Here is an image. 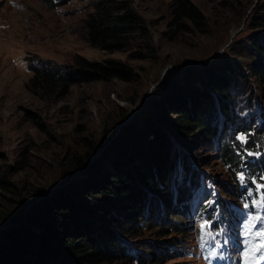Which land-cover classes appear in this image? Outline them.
Listing matches in <instances>:
<instances>
[{"label":"rangeland","instance_id":"1","mask_svg":"<svg viewBox=\"0 0 264 264\" xmlns=\"http://www.w3.org/2000/svg\"><path fill=\"white\" fill-rule=\"evenodd\" d=\"M187 1L206 17L203 28L186 24L188 29L180 32L171 13L174 0H0V216L10 211L29 212L49 191L90 181L93 175L103 174L101 167L112 171L114 142L122 126L140 113L141 104L167 73L211 64L223 57L239 63L231 56L232 43L243 44L261 32L249 24L257 4L262 5L263 14L256 16H264V0ZM115 4L136 14L142 28L131 36L125 49L109 52L91 43L90 22L99 7ZM82 60L121 62L132 72L133 80H79L66 92L51 90L35 79L36 69L47 65L56 71L76 69ZM243 73L247 84L239 88L250 87L255 104L248 101L249 94L241 96L243 92L237 89L231 124L223 119L219 123L223 131L213 142L207 140L191 152L181 149L185 164L198 173L199 181L187 202L185 233L158 236L154 230L143 237H125L132 256L139 252L138 256L145 258L148 255L142 247H151L158 240L166 243L165 251L152 264H245L249 242H259L255 233L264 230V171L258 175L254 169L263 150L249 151L252 144L245 133L230 141L235 154H242L236 176L220 156L232 128L243 124L246 130L251 126L264 129V89L245 67ZM90 146L96 153L81 169L69 174L71 157H82ZM176 165L174 175L179 182L182 166ZM181 176V183L186 180L188 188L190 178ZM233 186L235 193L230 196ZM214 212L213 220L209 215ZM120 216L127 218L124 213ZM249 225L251 237L246 231ZM262 250L254 253L249 264L264 256ZM117 264L135 263L123 259Z\"/></svg>","mask_w":264,"mask_h":264},{"label":"trees","instance_id":"2","mask_svg":"<svg viewBox=\"0 0 264 264\" xmlns=\"http://www.w3.org/2000/svg\"><path fill=\"white\" fill-rule=\"evenodd\" d=\"M255 8L256 14H263L262 5L257 4ZM171 9L180 32L188 29L186 24L196 28L206 25L204 14L187 0H174ZM256 14L249 26L261 32L250 36L243 44L239 39L232 43L234 46L231 44L234 47L230 49L231 56L239 63L223 57L211 64L167 73L163 83L141 104L140 113L122 126L121 135L114 142L117 147L111 160L112 171L101 167L103 174L98 172L90 181L49 191L29 212L2 214L0 264H117L123 259L135 264H141V260L152 264L158 261L159 255L163 257L164 241L157 240L151 247H142L148 256L140 258L139 252L133 251L135 256L128 252L126 238L143 237L147 231L154 230L158 236L185 233L183 219L189 207L187 202L192 199L191 192L196 191L199 181L198 173L193 168L191 173L185 164L181 149L186 147L185 150L191 152L207 140L213 142L223 131L219 126L223 119L231 124L235 97H238L234 91L247 84L243 67L254 76L258 87L264 89V16ZM95 17L90 22L93 30L90 41L109 52L125 49L131 36L142 28L136 14L117 4L99 7ZM34 71L35 79H41L47 88L66 92L79 80H133L132 72L118 61L102 64L82 60L76 69L56 71L47 65ZM240 90L241 96L250 95L248 101L254 105L251 88L245 86ZM262 112L264 114L263 109ZM131 115L124 116L123 121ZM262 125L264 127V121ZM246 127L240 124L232 128L228 142L222 143L220 150V156L227 161L234 176L240 169L238 158L242 154H235L237 151L232 150L230 141L232 143L239 133L250 138L249 151H264V129L251 126L246 130ZM85 150L82 157H71L69 174L81 169L96 153L92 146ZM262 152L255 162L254 171L258 175L264 171ZM177 163L183 168L179 170V182L174 175ZM181 173L190 178L188 188L186 180L181 183L184 180ZM234 189L233 186L230 196L234 195ZM203 210L209 213L206 208ZM123 213L127 218L120 216ZM168 214L177 217L168 218ZM209 216L214 220L215 212ZM225 216L230 218L227 213Z\"/></svg>","mask_w":264,"mask_h":264},{"label":"snow or ice","instance_id":"3","mask_svg":"<svg viewBox=\"0 0 264 264\" xmlns=\"http://www.w3.org/2000/svg\"><path fill=\"white\" fill-rule=\"evenodd\" d=\"M241 179H243V177H241ZM205 227H207V225H205ZM251 228H252V225H249L248 229L246 230L247 234L250 237L252 236ZM255 235L258 238L259 242L258 243H255L252 241L249 242L250 243L249 250L245 253V256H246L245 264H249V261L254 259V253L259 252L262 249H264V230L256 232ZM214 238L215 237H213V239ZM204 239H205V237L202 236L201 240L203 241ZM261 259H264V256H262ZM256 264H259V262L256 261Z\"/></svg>","mask_w":264,"mask_h":264}]
</instances>
